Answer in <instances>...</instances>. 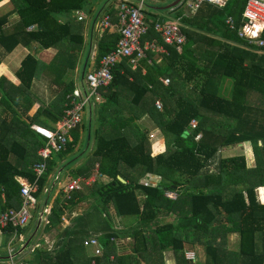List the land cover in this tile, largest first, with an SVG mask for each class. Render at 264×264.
<instances>
[{
    "label": "trees",
    "instance_id": "obj_1",
    "mask_svg": "<svg viewBox=\"0 0 264 264\" xmlns=\"http://www.w3.org/2000/svg\"><path fill=\"white\" fill-rule=\"evenodd\" d=\"M155 1H160L155 6L164 3ZM248 1L231 0L224 8L203 4L205 7L196 15L187 16L188 0L164 12L147 3L149 31L142 41L155 40L162 45L155 25L161 15H168L181 18L182 31L189 42L181 45V51L166 46L168 55H162V64L153 61L155 65L151 66L144 60L135 69L129 60H124L114 68L109 86L100 88L97 101L93 98L97 103V128L90 138H95V146L63 174L73 179H90L97 171L103 176L102 182L95 181L91 195L80 190L73 192L71 198L64 193L59 196L37 238L61 230L67 212L94 198L107 224L100 237L104 250L96 258L97 264H165L168 251L173 252L176 264H196L186 259L185 252L197 244L205 250V264H264V50L247 48L246 40L227 23L232 18L237 28L242 26ZM10 3L19 20L8 30L9 15L0 18V48L10 54L19 45L36 43L40 50H57L58 56L45 72H52L51 86L59 84L62 91L50 106L33 96V83L45 73L39 71L41 62L35 55L26 56L18 71L6 72L0 78V102L9 104L0 113L1 211L21 207V185L16 176L30 183L36 180L32 167L41 161L38 153L47 146V140L35 132L32 123L56 128L65 115L69 94L79 87L69 71L75 70L77 55L84 48L83 24L61 19L71 18L74 11L85 10L86 6L91 10L89 0ZM106 11L112 22H118L115 11ZM34 25L36 29L30 31ZM119 38V34L106 33L98 40L97 68L115 49ZM200 46L207 50L201 51ZM148 57L153 60V55ZM2 68L0 55V71ZM165 79L170 82L165 84ZM10 100L17 108L12 107ZM39 101L43 104H36ZM159 101L161 108L156 105ZM127 109L136 114L121 117ZM144 114H149L164 132L165 137L157 145L149 143L150 129L136 122ZM192 120L197 121L196 127L191 126ZM92 125L90 119L89 124L84 120L73 129V140L67 149L52 153L47 172L38 180L37 204L31 210L29 225L17 229L9 226L5 235H29L52 175L55 177L86 149ZM241 145L243 155L220 156L223 149ZM80 162L83 163L79 165ZM147 175L159 178L158 184L142 183ZM162 178L170 183L162 182ZM168 192L176 193V198L168 197ZM112 209L124 220V226L130 227L133 252L139 253L142 260L128 254L118 256L115 263L111 259L118 252ZM136 222L145 227L152 223L154 228L131 226ZM233 233L239 235L237 251L228 249V236ZM85 240L84 236L74 235L65 249L57 253L54 248V256L49 257L50 245L39 239L31 258L16 259L14 264H93V258L85 255ZM19 244L22 243L13 244L15 251Z\"/></svg>",
    "mask_w": 264,
    "mask_h": 264
},
{
    "label": "built area",
    "instance_id": "obj_2",
    "mask_svg": "<svg viewBox=\"0 0 264 264\" xmlns=\"http://www.w3.org/2000/svg\"><path fill=\"white\" fill-rule=\"evenodd\" d=\"M231 0H192L189 7L192 14L196 15L199 8L203 4H211L220 8L226 7ZM115 4V14L117 17V30L120 38L115 46V49L105 56L100 62V66L94 71L88 72L84 78V84L77 87L69 94V99L66 103L65 115L57 122L56 128L46 127L41 124H32V128L41 136L46 138L47 146L39 150L41 161L35 163L32 167L36 174L34 182L18 180L21 185L20 195L22 198L21 207L11 208L0 212V234L5 233V229L9 226L14 228H25L30 220V213L35 207L37 201L35 193L38 191V180L43 177L48 170V160L52 158V153L62 152L67 149L70 141L73 140L72 131L80 123L84 121L86 106L93 98L100 96V88L109 86L113 79V70L124 60H129L132 68H137L142 61L148 62L149 65H154V60L149 59V54L153 56L166 55L165 46L171 48H180L182 44L187 42V36L182 31L181 18H173L167 16V20L162 24L156 23L155 31L159 33L163 44H158L155 40H143L149 31V24L146 21L145 0L139 2H131L129 0H119ZM85 17L81 15L79 20ZM228 25L232 30H237L239 37L246 40L247 48L254 50H264V0H249L243 15V24L237 28L236 21L232 18L227 20ZM263 25V26H262ZM262 26V28H259ZM102 30L111 29L113 24L110 16L105 15L100 23ZM32 28H29L31 30ZM170 79L164 80L168 84ZM98 96V97H97ZM99 99V98H98ZM157 106L161 108L160 102ZM197 121L192 120L191 126L196 127ZM200 137V135H199ZM98 168V165H97ZM98 178V176H97ZM96 178H78L73 179L65 190V197L71 198L73 192L82 191L84 186H90ZM85 184V185H84ZM146 185H148L146 183ZM168 195V193H167ZM4 197V194H3ZM168 197L176 198L168 195ZM16 235V234H15ZM87 247H95V258L93 264H97L96 258L103 254V248L98 239H88L85 242ZM12 252V250H10ZM186 258L196 260L195 254L192 252L186 253Z\"/></svg>",
    "mask_w": 264,
    "mask_h": 264
},
{
    "label": "crops",
    "instance_id": "obj_3",
    "mask_svg": "<svg viewBox=\"0 0 264 264\" xmlns=\"http://www.w3.org/2000/svg\"><path fill=\"white\" fill-rule=\"evenodd\" d=\"M7 1H9L10 2V0H7ZM116 1H119V0H89V3H90V5H91V10L89 11V9H88V7L86 6V9L85 10H82V11H79V10H77V11H74L73 13H72V16H71V18L70 17H68V18H66V17H62V21L63 22H65L66 23V21H68L69 19L71 20H73V22H76V23H78V24H80V25H82L83 23L82 22H85L82 26H83V28H82V34H83V36H84V40H85V43H84V48H83V50L82 51H80V53H79V55H77V65H76V68H75V70H73V68H71L70 69V71L69 72H71V71H73V72H71V73H73V74H70V76H72L73 78H75V79H77L76 80V82H77V86H82V84H84V78H85V76L87 75V73L88 72H91V71H94L95 69H97V62H96V46H97V43H98V40L104 35V34H106V33H108V35H118V30H117V27L116 26H113L111 29H108V30H105V31H103V30H101L99 27H94L95 25V23H94V21L95 20H92V18H93V16H94V14H95V12H98V14H99V12H101V10L103 9H105V10H108V11H112V12H114V10H115V6H114V8L112 7L113 6V4H116ZM129 1H131V2H136V0H129ZM187 0H183V2H186ZM191 1L192 0H190V3H191ZM99 2H101V5H99V6H97L98 5V3ZM157 2H160V1H157ZM162 2V1H161ZM163 2H165V4H168L169 2L167 1V0H164ZM149 3H151V1H149ZM205 5H207V4H205ZM151 6H154L153 4L151 5ZM186 6H188V8L190 9V7H189V2H187V5ZM202 7L204 8L205 6L204 5H202ZM202 7H200L199 8V10L202 8ZM218 7V6H217ZM7 13H4V14H2V15H0V18L1 17H3V16H5L6 14H8L9 15V17H10V21H9V23H13V22H17L18 20H19V15H18V13H16V11H13V6H7ZM218 8H220V7H218ZM224 8V7H223ZM192 14L191 13V11L190 10H187V9H185V16H187V14ZM81 15H83L85 18L81 21V20H79V17L81 16ZM116 16V15H115ZM8 17V18H9ZM116 18V20H117V17H115ZM13 20V21H12ZM167 20V19H166ZM12 21V22H11ZM165 21V20H164ZM113 23H117V21L116 22H113ZM237 24V23H236ZM81 26V27H82ZM263 26V25H262ZM261 26V27H262ZM30 28H32L30 31H33V30H35L36 29V26L34 25V26H32V27H30ZM188 42H189V40H188V38H187V42H186V44H188ZM188 46V45H187ZM195 48V45H193L192 46V50ZM165 49H166V46H165ZM177 51H181V46H180V48H175ZM200 50L201 51H206L207 49L205 48V46H200ZM166 51H167V54L165 55V56H167L168 55V50L166 49ZM47 54H50V55H47ZM0 55L2 56V58H3V68H2V70L0 71V78L7 72L8 74H10V73H12V72H16V71H18L19 69H20V67H21V64H22V61L26 58V56L28 57L29 55H35L36 56V58H37V60L38 61H40L41 63H40V67H39V71H43V72H45V69H46V66L49 64V65H51V63L55 60V58L58 56V51L57 50H49V51H43V50H40L39 48H38V45L36 44V43H34V44H31L30 46H24V45H19L18 46V48L15 50V51H13L12 53H10V54H8V53H6L5 51H4V49L2 50L1 48H0ZM13 56V57H12ZM191 56H192V53H189L188 54V57H190L191 58ZM11 58L12 59H16L15 61H12L11 62ZM9 59V61L6 63L5 61L6 60H8ZM153 60L155 61V63H157V64H162V60H163V56L161 55V56H153ZM17 62V64H19L20 63V67H16V65L15 66H13L14 65V63H16ZM155 63H154V65H155ZM10 64V65H9ZM153 65V66H154ZM200 66H203V63L202 62H200ZM17 68V69H16ZM146 71H147V69L146 68H144V74L146 73ZM48 73H50V72H45V73H41L40 74V78L39 79H37V80H35V84H36V82H38V81H44L45 80V84H47L48 83V81H49V83H52V82H50V80H52L53 78H54V76L53 75H51V73L50 74H48ZM78 73H80L79 74V76H78ZM45 74V75H44ZM181 74H183V72H181ZM77 75V78L76 77H74V76H76ZM49 79V80H48ZM34 83H33V85H34ZM8 85H9V87H11L12 86V84L11 83H8ZM55 85H57L58 87H60L59 86V84H54L53 86H54V88H56L55 87ZM34 87H35V85H34ZM47 86H45V87H41L40 89H45ZM51 87V86H50ZM47 88H49V86L47 87ZM35 89V88H34ZM33 89V87H32V89H31V91H33V96L35 97V98H40V97H46L47 98V96H44L43 94H41L40 92H39V94L37 93V92H35V90ZM55 92H57L56 90H55ZM36 94L38 95V96H36ZM57 94V93H56ZM59 94V93H58ZM57 94V96H59ZM2 96V95H1ZM56 96V97H57ZM56 97H54V98H56ZM2 98L3 97H0V101L2 100ZM43 100H45V98H43ZM46 101H49L47 104H49V105H53V99H51V100H46ZM1 104H2V102H0ZM36 104H43V103H41L40 101L38 102V103H36ZM46 104V105H47ZM3 105V107L0 109L2 112L3 111H5V109H6V104H2ZM4 106H5V109H4ZM36 109V107L35 106H33V108H32V110H35ZM85 117V116H84ZM26 121H27V118H24ZM29 121V120H28ZM28 121H27V123H28ZM33 123H37V122H33ZM32 123V124H33ZM31 128V127H30ZM32 129V128H31ZM78 150H80V146L78 147ZM79 154H80V152H79ZM83 162H80L79 163V165H81ZM65 172V171H64ZM58 174V173H57ZM64 174V173H63ZM56 177V176H55ZM55 177H54V175H52V180H54L55 179ZM92 177H94V176H92ZM92 177H90V178H92ZM16 178V180L18 181V180H22V181H27L25 178H22V177H19V176H16L15 177ZM73 178L71 177V176H68V177H64V175H63V177H62V180L60 181V183L58 184V186H57V189L60 187V194L62 195L63 193H65V190H66V187H67V185H69L70 184V182H71V180H72ZM53 182V181H52ZM52 184V183H51ZM51 186V185H50ZM49 189V188H48ZM48 191V190H47ZM47 195V194H46ZM2 198L5 200V198L3 197V195H2ZM46 198V197H45ZM45 198L43 199V200H45ZM141 198H143V197H141ZM90 200V199H89ZM88 200V201H89ZM87 201V200H86ZM41 202H43V201H41ZM40 205H41V203H40ZM81 206V205H80ZM97 206H96V204L94 203L93 204V207H89L88 209H87V211H86V214H87V216L88 217H83L84 216V214H80V215H75V213H77V208H75V210L73 211V212H67V215L65 216V218H64V223H63V225H62V229L61 230H55V232H52L51 234H48V235H44L43 237H41V238H43V239H41V240H44L45 241V243H50L51 245L53 244V247L55 248V250H56V252L58 253V252H60L62 249H65L66 248V246H67V242H68V240L70 239V237H72V236H74V235H79V236H81V237H86V240H88V239H94V238H96V239H98V241L100 242V245L102 246V248L104 247L103 245H102V243H101V241H100V237L106 232V230H107V224L104 222V219H103V215H101V212H99L98 211V209L96 208ZM34 208H36V205H35V207H33V209ZM91 208H93V210L91 211ZM1 209L2 208H0V212H1ZM67 216H68V218H67ZM115 217H117L116 215H114ZM114 216L112 215V217H113V219H114ZM119 218V217H118ZM125 227V226H124ZM114 228V227H113ZM94 229H98V230H96V232H94V233H89L88 235H84L83 233H86V232H89V230H94ZM74 234V235H73ZM118 235H119V233H118ZM10 238V236H7V235H5V233H1L0 234V240H4V242L7 240V239H9ZM23 238L24 237H21V239L23 240ZM11 239H14V237H11ZM38 239V238H37ZM236 239H238V244H237V247L236 248H232L234 245H236V243H233L232 241H234V240H236ZM86 240H85V242H86ZM24 241V240H23ZM11 242V241H10ZM38 242V241H37ZM115 243H116V246H117V242L115 241ZM50 244H48V245H50ZM35 247H38L39 245L37 244V243H35V245H34ZM201 245L200 244H197V245H195V246H193L192 247V249H190V250H188V251H186L185 252V257H186V253H188V252H192V253H194L195 254V257H196V260H195V263L197 264H200V263H202L203 264V262H204V264L206 263V254H205V250H202L203 252H204V260L202 261V262H200L199 261V255H200V253H199V250L201 249V247H200ZM85 247H86V252H85V255H86V257L88 258V257H92L93 259L95 258V256H94V254H95V249L94 250H91V247L90 248H87V246L85 245ZM129 247V246H128ZM117 248H118V250H119V246H117ZM238 248H239V235L237 234V233H233V234H230L229 236H228V249L229 250H233V251H237L238 250ZM5 249H8V250H11V243L9 244L8 242L6 243V245H5ZM131 249H132V251L131 252H129L128 253V255H129V257H132V256H135V255H138V258H139V260H142V258L141 257H139V256H141L139 253L138 254H136L135 252H133V248H132V244H131ZM204 249V248H203ZM55 250H54V252H55ZM103 250H104V248H103ZM56 253V254H57ZM1 254V253H0ZM120 254V253H119ZM144 254V253H143ZM117 256H118V252H117V254H115V255H113L112 257H111V259L112 260H114V263L116 262V260H117ZM121 255H119V257H120ZM22 257V256H21ZM137 258V257H136ZM187 259V258H186ZM187 260H189V259H187ZM189 261H192V260H189ZM165 264H176V262H175V256H174V254H173V252L172 251H168L166 254H165ZM194 262V261H193ZM13 264V263H12ZM142 264H145L144 263V261H142Z\"/></svg>",
    "mask_w": 264,
    "mask_h": 264
},
{
    "label": "rangeland",
    "instance_id": "obj_4",
    "mask_svg": "<svg viewBox=\"0 0 264 264\" xmlns=\"http://www.w3.org/2000/svg\"><path fill=\"white\" fill-rule=\"evenodd\" d=\"M148 1H150V0H148ZM168 2H169V4L170 3H172L173 1H175V0H167ZM188 2H189V0H188ZM118 2L116 1V4H117ZM153 4H156V3H158L157 1H155V0H153V2H152ZM163 4H165V2L163 3ZM99 5H101V2H99L98 3V5L97 6H99ZM114 6H115V4H113ZM186 5H187V3H185V7H186ZM7 6H12L11 5V3L9 2V1H7V0H3V1H0V15H2V14H4V13H7L8 11H7ZM158 6V5H157ZM145 12H146V10H145ZM8 20L10 21L11 19H10V17L8 18ZM9 21H8V24H7V27H9L8 28V30H10L11 28L10 27H12V25H11V23H9ZM13 21V20H12ZM11 21V22H12ZM83 24L85 23V22H82ZM47 55H50V54H47ZM13 57V56H12ZM16 59H12L11 58V62L12 61H15ZM9 61V59L8 60H6L5 62L7 63ZM10 65V64H9ZM16 65V67L18 68V67H20L19 65H20V63L19 64H17V62L16 63H14V65L13 66H15ZM16 68V69H17ZM71 72H73V71H71ZM79 74L80 73H78V76H79ZM74 77H76L77 78V75L76 76H74ZM67 79H68V77H66ZM65 78V79H66ZM73 78V77H72ZM166 80V79H165ZM46 82H45V80L44 81H38V82H36V84L34 83V85H35V87H34V85L32 86L33 87V89L35 90V92H37L38 94H39V92L41 93V94H43L44 96H47V98L46 97H40V98H38L41 102H44L45 104H47L49 101H46V100H51V99H53V102L57 99V94L58 93H60L61 91H62V87H58L57 85H55V87L56 88H54V86H51L52 85V83H49V81H48V83L47 84H45ZM45 86H49V88H45V89H40L41 87H45ZM51 86V87H50ZM189 87H191L190 85H188V88ZM55 90L57 91V92H55ZM57 93V94H56ZM101 93V92H100ZM36 96H38L37 94H36ZM57 96V97H56ZM0 97H1V94H0ZM24 97V96H23ZM54 97H56V98H54ZM98 97V96H97ZM101 96H99L98 98H100ZM43 98H45V100H43ZM98 98H96V101L98 100ZM11 101V100H10ZM96 101H93L94 103H93V105H92V112L91 111H89L88 110V106L89 105H87L86 106V111H85V114H84V120L86 121V123H88L89 124V119L91 120V122H93V124L94 125H92L91 126V129H90V133H91V136H92V132L94 131V128L96 127L97 128V120H96V114H95V108H94V106L97 108V103H96ZM12 102V101H11ZM47 102V103H46ZM160 102V101H159ZM160 104H161V102H160ZM48 106H50L49 104H47ZM156 105H157V103H156ZM162 105V104H161ZM7 107H9V104H7L6 105ZM3 107V105L0 103V109ZM12 107H14V108H17V104H15V103H13L12 102ZM4 109H5V106H4ZM88 111H89V113H88ZM0 113H3L1 110H0ZM133 114H136V111L135 110H130V109H127V110H125L124 112H121V117H123V118H126L128 115H133ZM136 122L138 123V124H141L144 128H146V127H148L150 130H149V143L152 145V146H154V145H157V144H159L160 142H161V140H162V138L163 137H165V135H164V132L162 131V129H160V128H158V126H157V124L154 122V120L150 117V115L149 114H144L143 116H141L140 118H138L137 120H136ZM95 146V138H93V140H91V142H90V144H89V148H88V152H86L85 154H87V153H90V151H91V149H92V147H94ZM159 146V145H158ZM244 154V149H243V145H241V146H236V147H234V148H227V149H223L222 151H221V153H220V156L221 157H230V156H234V155H243ZM80 155L81 156H83V154H82V152H80ZM252 166H254V164L252 165ZM78 167V166H77ZM95 173H97V175L95 174ZM94 177L93 178H96V181L98 182L99 180H100V182H102V178H103V176H101L97 171H95L94 172V175H93ZM97 176H98V178H97ZM158 181H159V178H156L155 176H151V175H147L144 179H143V181H142V183H144V184H150V185H157L158 184ZM95 183V182H94ZM94 183H91V185L90 186H88V185H86V186H84V188H83V190H82V192L84 193V194H88V195H91V193H92V190H91V186L94 184ZM85 185V184H84ZM94 186V185H93ZM92 186V187H93ZM61 187V186H60ZM60 187L55 191V193L53 194V197H52V200H51V204H50V213H51V209H52V207H53V205H54V202H55V200L59 197V196H61V192H60ZM168 195H170V196H172V197H175V195L177 196V194L176 193H174V192H168ZM90 199V200H89ZM87 201H85L84 203H82V205L80 206H78V208H77V213H75V215H80V214H84V216L83 217H88L87 216V214H86V211H87V209L91 206V207H93V204H94V202H95V200H94V198H89ZM93 210V208H91V211ZM67 215V214H66ZM65 215V216H66ZM111 215H115L114 214V210L112 209L111 210ZM48 218V217H47ZM65 218V217H64ZM67 218H68V216H67ZM30 221V220H29ZM113 227H114V229H116V232H118L119 233V235H118V239H116L115 241L117 242V246H119L120 248H119V250H118V256L119 255H127L129 252H131L132 251V249H131V243H132V237L130 236V234H131V229H130V227H124V220H122L121 218H118V217H115L114 216V219H113ZM34 226V223L32 222V225H30V228H29V232H30V230H31V228ZM131 226H133V227H135V228H143V227H145V225L144 224H140V223H138V222H136L135 224H133V225H131ZM147 227H151V228H154V226L152 225V223H150V224H148V226ZM147 227H145V228H147ZM96 230H98V229H94V230H89V232H86V233H83L84 235H88L89 233H94V232H96ZM29 232H28V234H29ZM27 234V235H28ZM28 237V236H27ZM27 237L26 238H23V240H25V239H27ZM39 239H43V238H38L35 242H34V244H32L31 245V248L28 250V252L27 253H25V254H23L22 255V257H21V259L22 260H27V259H29V258H31V255H32V253H31V251L33 250V248H35V243H38L37 241L39 240ZM21 238H14V240L13 239H11V238H9V239H7L5 242H4V240H0V253H6L7 252V249H5V245H6V243L8 242L9 244L12 242V244H11V248H13L14 249V247H13V244H16V243H23L24 241H23ZM11 241V242H10ZM233 243H236V245H234L232 248H236L237 247V244H238V239H236V240H234V241H232ZM47 244H50V243H47ZM133 244V243H132ZM20 245V244H19ZM19 245H17V246H19ZM129 246V247H128ZM201 247V246H200ZM49 248H51L50 249V255H49V257H52V256H54V254H53V252H54V247H53V244L51 245L50 244V246H49ZM87 248H89V247H87ZM95 249V247L93 246V247H91V250H94ZM131 250V251H130ZM202 250H204L203 249V247H201V249L199 250V253H200V255H199V261L200 262H202L204 259V252L202 251ZM120 253V254H119ZM117 256V257H118ZM198 264V263H197ZM200 264H202V263H200ZM203 264H204V262H203Z\"/></svg>",
    "mask_w": 264,
    "mask_h": 264
},
{
    "label": "water",
    "instance_id": "obj_5",
    "mask_svg": "<svg viewBox=\"0 0 264 264\" xmlns=\"http://www.w3.org/2000/svg\"><path fill=\"white\" fill-rule=\"evenodd\" d=\"M139 2V0H136V3ZM183 2V0H175L172 3H168V4H163L162 6H155L156 4H153L154 6H150L153 7V9L162 12V11H166V10H171L173 8L178 7L181 3ZM147 3H149L148 1L145 0L144 2V7L145 9H148ZM149 7V8H150ZM105 10V9H104ZM163 17H159L158 19V23L162 24L163 22ZM93 101L91 100V102L88 104V110L92 112V105H93ZM88 111V113H89ZM88 140H87V144H86V149L82 152L83 156L84 154L87 152L88 148H89V144L91 142V138H90V131L88 133ZM86 151V152H85ZM79 154V156L75 157L73 161H70L68 164H65L58 172V174L56 175L55 179L53 180L51 186L49 187L48 191H47V195L45 200H43V202H41V207H40V211L39 214L36 216L35 220H34V226L32 227V229L29 232V235L27 237V239L24 240V242L20 245V248L18 250H16L15 252H6V253H2L0 254V263H6L9 261H13L17 258H20L23 254L27 253L28 250L31 248V245L34 244V242L37 240V237L40 233L41 228H44L45 222L47 220V215L50 214V204H51V200L53 197V194L55 193V191L57 190V186L60 183V181L62 180L63 177V173L66 170V168L70 165H72L74 162L78 161L81 157H83ZM119 179L125 183L126 181L119 177ZM162 182L165 183H170V181L168 179L162 178L161 179Z\"/></svg>",
    "mask_w": 264,
    "mask_h": 264
},
{
    "label": "clouds",
    "instance_id": "obj_6",
    "mask_svg": "<svg viewBox=\"0 0 264 264\" xmlns=\"http://www.w3.org/2000/svg\"><path fill=\"white\" fill-rule=\"evenodd\" d=\"M146 1H148V0H146ZM183 3H184V2H182L181 4H183ZM181 4H180V5H181ZM180 5H179V6H180ZM179 6H178V7H179ZM176 8H177V7H176ZM173 9H174V8H173ZM145 10H147V9H144V11H145ZM171 10H172V9H171ZM162 12H164V11H162ZM107 14H108L107 11H106V10H103V9L101 10V12H99V14H98V12H95V14H94V16H93V18H92V20H95V21H94V23H95V24H94V25H95L94 27H99V26H100V23H101V21H102V19H103V17H104L105 15H107ZM145 14H146V13H145ZM193 15H194V14H193ZM167 16H168V15H165V16H162V15H161L160 17H163V20L166 21ZM146 17H147V16H146ZM158 19H159V18H158ZM111 22H112V21H111ZM157 23H158V20H157ZM112 24H113V26L117 25V24H115V23H113V22H112ZM99 28H100V27H99ZM100 29L102 30V28H100ZM107 30H108V29H107ZM103 31H105V30H103ZM118 34H119V32H118ZM119 35H120V34H119ZM85 111H86V110H85ZM33 124H34V123H33ZM36 124H38V123H36ZM41 125H43V124H41ZM44 126H45V125H44ZM46 127H47V126H46ZM50 128H51V127H50ZM35 132H36V131H35ZM36 133H37V132H36ZM37 134H38V133H37ZM39 135H40V134H39ZM40 136H41V135H40ZM95 174L97 175V173H95ZM36 201H37V199H36ZM36 204H37V203H36ZM10 209H11V208H10ZM7 210H8V209H7ZM5 211H6V210H5ZM28 223H29V222H28ZM28 225H29V224H28ZM25 228H26V227H25ZM13 237H14V238H18L16 235H14ZM20 238H21V237H20ZM13 240H14V239H13ZM11 244H12V242H11ZM11 247H12V246H11ZM11 250H12V252H15V250H14L13 248H11ZM33 250H34V248H33ZM33 250H32V251H33ZM32 251H31V252H32ZM7 252H10V250L7 249ZM12 252H10V253H12ZM1 254H2V253H1ZM20 258H21V257H20ZM20 258H17V259H20ZM15 260H16V259H15ZM15 260L11 261V263L14 264V261H15ZM2 264H4V263H2Z\"/></svg>",
    "mask_w": 264,
    "mask_h": 264
},
{
    "label": "bare ground",
    "instance_id": "obj_7",
    "mask_svg": "<svg viewBox=\"0 0 264 264\" xmlns=\"http://www.w3.org/2000/svg\"><path fill=\"white\" fill-rule=\"evenodd\" d=\"M259 28H262L261 26H259Z\"/></svg>",
    "mask_w": 264,
    "mask_h": 264
}]
</instances>
